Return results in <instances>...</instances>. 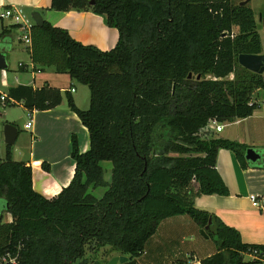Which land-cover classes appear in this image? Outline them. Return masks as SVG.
I'll list each match as a JSON object with an SVG mask.
<instances>
[{
  "label": "trees",
  "instance_id": "16d2710c",
  "mask_svg": "<svg viewBox=\"0 0 264 264\" xmlns=\"http://www.w3.org/2000/svg\"><path fill=\"white\" fill-rule=\"evenodd\" d=\"M243 1L52 0L53 11L102 16L119 40L102 51L46 21L34 25L33 63L90 91L88 110L67 93L70 110L88 129L90 149L80 152L72 136L74 177L47 199L34 189L32 167L14 160L6 145L0 255L17 257L16 264H104L89 258L108 247L105 258H137L162 221L189 216L201 229L212 220L207 234L217 252L201 264H258L246 256L264 252V244L243 243L238 230L195 206L201 196L230 195L217 169L221 150L232 151L243 170H264V160L246 159V146L209 128L211 121L226 125L253 116L264 89V74L239 64L240 55L264 54L254 10ZM3 96L0 108L15 100L31 113L63 101L61 90L48 84L11 88L5 102ZM104 162L112 164L110 181ZM3 214L11 221L4 223Z\"/></svg>",
  "mask_w": 264,
  "mask_h": 264
},
{
  "label": "crops",
  "instance_id": "0c3cea01",
  "mask_svg": "<svg viewBox=\"0 0 264 264\" xmlns=\"http://www.w3.org/2000/svg\"><path fill=\"white\" fill-rule=\"evenodd\" d=\"M51 4L52 0H0V13L7 7H18L30 18L32 13L39 12L44 21L52 26L65 29L73 39L102 51H110L118 43V30L108 27L102 16L84 11L57 12L51 10ZM252 9L259 25L258 17L263 19L261 7L258 4V8ZM20 35L19 27H15L9 21L0 20V49L5 50L9 65L6 72H0V92L7 96L11 88L20 85L39 89L48 84L61 90L62 94L68 93L79 109L87 110L90 106L89 93L86 91L88 87L80 84V90L76 89L68 74H57L54 68L41 70L33 63L30 50L21 41L18 43ZM262 44L264 45L263 40ZM256 101L258 108L253 116L226 124L224 131L218 135L248 149L256 150L261 155V160H264L262 91L259 92ZM19 105L23 106L21 103ZM29 113L33 120L30 129L33 141L22 162L32 167L34 189L47 199H52L67 188L74 177L75 163L71 157L72 136H77L80 152L85 153L90 149L89 132L80 118L70 110L64 95L62 104L57 108ZM6 122L13 123L9 120ZM46 165L49 166V170L45 168ZM102 166L105 180L110 181L112 164L110 166L103 163ZM217 169L230 195L198 197L195 200L196 208L215 215L227 226L238 230L243 243L263 245L264 170L251 168L243 170L236 155L229 150L219 152ZM251 196L258 198L259 207L253 206ZM169 220L171 223L160 224L156 234L147 242L142 256L119 264H177L180 260L188 259L191 260L187 264H201L202 259L213 255V252H210L205 256L198 254L181 256L178 252L179 246L187 242L189 236L191 240L195 239L202 229L185 216ZM209 238L211 237L208 236L206 239ZM246 260L249 261L248 258Z\"/></svg>",
  "mask_w": 264,
  "mask_h": 264
},
{
  "label": "rangeland",
  "instance_id": "374dc122",
  "mask_svg": "<svg viewBox=\"0 0 264 264\" xmlns=\"http://www.w3.org/2000/svg\"><path fill=\"white\" fill-rule=\"evenodd\" d=\"M263 2V3H262ZM258 4L261 7L263 19L258 17L259 21V28H260V34L264 43V0H253L250 4L251 8H258ZM237 30L235 29V32ZM20 37L18 39V43L23 39L24 31L20 29ZM230 78H233V75L230 76ZM79 83L76 81H73V86L80 90ZM87 93H89V101H90V91L88 88H86ZM262 94H264V89L262 90ZM65 98H67V93L63 94ZM88 110V109H87ZM29 111H27L23 106L21 105H9L5 107L0 108V162L5 158L6 153V143H5V137H4V128L7 125L6 120H9L10 122H13V124L17 125L18 131H19V137L15 143L11 147V153L14 160L18 162L24 161L25 157L27 156L30 148H31V142L33 141L31 130L27 128V124L31 121L29 116ZM227 130V129H226ZM107 163L111 166L110 162H104V165ZM3 209V202H0V212ZM186 219L189 221H193L189 216H185ZM11 221V217L9 215L3 214V222H9ZM173 221V220H172ZM164 223H171L170 220H164L162 222V225ZM193 223V222H192ZM191 237L189 236L187 238V242L181 244L179 247L178 252H180L181 256H184L185 254H188L191 256L192 254L205 256V254H209L210 252H213L215 254L217 252V246L215 241L212 238L206 239V237L201 233L197 234L195 239L191 240ZM109 248H105L103 251L101 250L98 255H91L89 258L90 261H98L103 262L104 264H107L109 262L108 258L103 257L104 251H108ZM189 253H186V252ZM121 256L120 254H113L112 257ZM111 260V259H110ZM89 261V263H91Z\"/></svg>",
  "mask_w": 264,
  "mask_h": 264
},
{
  "label": "water",
  "instance_id": "95a60500",
  "mask_svg": "<svg viewBox=\"0 0 264 264\" xmlns=\"http://www.w3.org/2000/svg\"><path fill=\"white\" fill-rule=\"evenodd\" d=\"M252 0H244L240 3L241 6L247 5ZM94 1H92L93 3ZM33 21L35 22V25L40 27L44 24V19L42 15L39 12H34L31 15ZM239 64L257 74H264V54L262 55H247L243 54L239 56ZM9 69V65L7 62V56L5 54L4 49H0V72H6ZM192 75H190L191 77ZM200 79V77H198ZM19 136L18 128L8 123L4 128V137H5V143L7 146H13L15 145L17 139ZM246 159L251 163H256L261 160V155L254 149H248L246 152ZM212 225V220L209 221L208 226L205 229L201 230V233L208 238V231L210 230V227ZM132 257H126V256H116L113 257L107 264H119V263H125L128 260H131Z\"/></svg>",
  "mask_w": 264,
  "mask_h": 264
},
{
  "label": "built area",
  "instance_id": "2783aa9c",
  "mask_svg": "<svg viewBox=\"0 0 264 264\" xmlns=\"http://www.w3.org/2000/svg\"><path fill=\"white\" fill-rule=\"evenodd\" d=\"M0 20L2 21H9L13 25H17L21 30L24 31V36L22 39V43L25 45L26 48H31L32 45V29L35 25V22L32 18H30L28 15L24 13V11L18 7H7L2 9L0 13ZM264 47V45H263ZM74 92V90H72ZM2 101H6L5 95L1 99ZM11 105H19V102L15 100L10 101ZM30 122L27 124V128L31 129L33 120L30 117ZM209 128L213 130L216 134H220L225 129V124L218 123L216 121H211L209 123ZM250 200L252 201V204L254 207H259L260 203L258 201V198L256 196H251ZM246 258L249 259V261L257 262L258 264H264V252H260L257 250H254L250 252ZM17 263V257H13L11 254H5L0 255V264H16Z\"/></svg>",
  "mask_w": 264,
  "mask_h": 264
}]
</instances>
